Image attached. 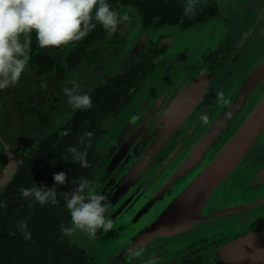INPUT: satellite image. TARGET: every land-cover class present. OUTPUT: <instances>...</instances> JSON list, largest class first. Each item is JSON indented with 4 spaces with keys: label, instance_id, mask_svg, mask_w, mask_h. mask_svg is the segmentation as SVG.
Listing matches in <instances>:
<instances>
[{
    "label": "flooded vegetation",
    "instance_id": "obj_1",
    "mask_svg": "<svg viewBox=\"0 0 264 264\" xmlns=\"http://www.w3.org/2000/svg\"><path fill=\"white\" fill-rule=\"evenodd\" d=\"M221 1L199 0L196 14L188 18L183 16L184 0H108L114 10L129 16L111 37L97 24L79 42L40 49L32 35L25 73L16 85L0 91V180L9 173L5 184L0 182V210L28 211L22 218L0 213V246L6 240L7 248L4 254L0 251V264H125L119 250L131 247L115 235L120 229L113 228L108 237L83 234L78 243L61 233V225L70 226L61 193L71 195L80 180H88L99 193L101 183L109 178L114 148L124 154L123 163L128 161L123 167L119 163V177L133 176L129 171L136 154L140 159L149 154L162 136L149 165L150 170L156 168L182 136L168 121L174 96L188 89L199 91L197 119L217 106V89L226 94L251 68L254 59L243 68L227 33L217 32ZM71 79L90 95L91 108L67 106L63 90L70 87ZM164 93L169 100L159 101ZM163 112L165 125H161ZM169 129L171 133L163 134ZM89 131L94 134L91 141L85 137L82 144L80 138ZM71 146L87 152L88 167L72 162L67 152ZM245 159L249 168L260 166L264 144H255ZM60 172L66 174V183L56 186L53 175ZM34 185L57 187V202L41 206L24 199L19 190ZM36 206L56 227L41 224L43 220L37 218L41 215L30 212ZM215 216L202 231L214 235L213 245L182 236L171 246L150 244L133 264L153 257L158 264H264V205ZM21 220L28 223L30 240L17 228ZM124 232L125 241L135 239L130 231Z\"/></svg>",
    "mask_w": 264,
    "mask_h": 264
},
{
    "label": "water",
    "instance_id": "obj_2",
    "mask_svg": "<svg viewBox=\"0 0 264 264\" xmlns=\"http://www.w3.org/2000/svg\"><path fill=\"white\" fill-rule=\"evenodd\" d=\"M183 93L174 96L168 109L173 132L182 131L173 150L150 170L154 151L164 140L161 136L149 154L141 159L136 154V163L129 171L133 176L119 177V163L123 167L128 161L123 163L124 154L114 148L109 178L106 176L99 187L98 194L111 205L108 217L113 228L120 229L115 235L130 247L141 241L149 244L146 247L171 246L182 236L198 237L199 243L213 245L214 235L202 231L204 225L216 220L215 215L243 213L245 208L264 205V162L252 169L245 161L249 149L264 144V51L226 93L229 103L206 113L210 117L207 126H200V114L194 119L201 93L192 89ZM165 99L169 100L166 93L159 101ZM163 115L161 125L167 124ZM162 132L168 134L172 129ZM8 174L1 183L5 184ZM128 179L131 182L127 183ZM137 229L144 231L134 233ZM124 230L135 239L125 241L128 233ZM99 234L108 237L107 232ZM127 250H119L122 257Z\"/></svg>",
    "mask_w": 264,
    "mask_h": 264
},
{
    "label": "clouds",
    "instance_id": "obj_3",
    "mask_svg": "<svg viewBox=\"0 0 264 264\" xmlns=\"http://www.w3.org/2000/svg\"><path fill=\"white\" fill-rule=\"evenodd\" d=\"M198 5L199 0H184L183 16L193 17ZM128 20L129 16L114 10L108 0H0V91L16 85L25 73L33 34L40 49L59 48L81 41L97 24L111 37L121 31ZM67 84L70 87L66 86L63 91L68 107L72 110L92 107L90 95L75 79L67 81ZM40 87L46 89L47 85L41 83ZM228 103L225 92L217 89L216 105L223 107ZM209 121L208 114H200L201 127L207 126ZM93 135L90 131L85 132L80 142L84 144L85 137L91 141ZM67 152L71 154L72 162L88 167L86 151L81 152L78 147L71 146ZM66 179L64 172L53 175L56 186L65 185ZM77 185L71 195L61 193L70 216V226L61 225V233L70 235L79 230L94 238L99 231L112 230L113 221L106 215L111 207L107 198L93 191L88 180H80ZM57 189L34 185L31 188L22 187L19 191L32 204L43 206L57 202ZM17 228L25 240L31 239L26 220L19 221ZM145 251V242L133 245L126 251L125 264L138 261ZM143 264H158V260L153 257L143 261Z\"/></svg>",
    "mask_w": 264,
    "mask_h": 264
},
{
    "label": "rangeland",
    "instance_id": "obj_4",
    "mask_svg": "<svg viewBox=\"0 0 264 264\" xmlns=\"http://www.w3.org/2000/svg\"><path fill=\"white\" fill-rule=\"evenodd\" d=\"M219 10L217 32L227 33L234 51L243 59L244 68L264 51V0H222ZM83 234L77 230L70 234L69 241L78 243L85 238Z\"/></svg>",
    "mask_w": 264,
    "mask_h": 264
},
{
    "label": "trees",
    "instance_id": "obj_5",
    "mask_svg": "<svg viewBox=\"0 0 264 264\" xmlns=\"http://www.w3.org/2000/svg\"><path fill=\"white\" fill-rule=\"evenodd\" d=\"M36 207L37 208L31 210L30 212L31 213L33 212L34 213L33 215H41V216L37 217L38 219L43 220V223H41V224H43L45 228L56 227V226H54L52 220L47 219L48 213H45V215H44V213H41L43 211V209H41V207H38V206H36ZM0 213H1V215H18V217L22 218L23 217L22 215H27L28 211L26 209H21L20 207H16L14 209L11 208L10 210L9 209H1ZM42 215H44V216H42ZM36 226L39 227L41 225H38V223H36ZM47 235H48V233H47ZM37 237H39V236L37 235ZM6 250H7V248H6V240H5L4 244H2L0 246V251L4 254L6 252ZM15 251H16V249H15Z\"/></svg>",
    "mask_w": 264,
    "mask_h": 264
}]
</instances>
